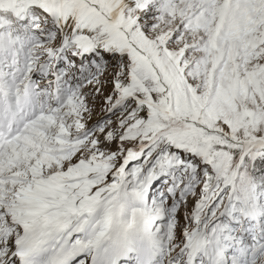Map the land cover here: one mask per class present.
I'll return each mask as SVG.
<instances>
[{"label": "snow or ice", "instance_id": "obj_1", "mask_svg": "<svg viewBox=\"0 0 264 264\" xmlns=\"http://www.w3.org/2000/svg\"><path fill=\"white\" fill-rule=\"evenodd\" d=\"M6 28L62 110L0 264H264V0H0Z\"/></svg>", "mask_w": 264, "mask_h": 264}, {"label": "rangeland", "instance_id": "obj_2", "mask_svg": "<svg viewBox=\"0 0 264 264\" xmlns=\"http://www.w3.org/2000/svg\"><path fill=\"white\" fill-rule=\"evenodd\" d=\"M39 51V46L23 41L15 29L0 30V80L7 79L21 87L34 88L38 86L35 90L40 92L39 97L50 94L56 98L57 104L62 108L56 94L47 89L45 87L46 82L34 74L35 60ZM32 127L34 130L41 127L36 117L32 119ZM11 148L10 151L8 150L9 155L4 157V161L8 160L12 152L14 153V149L17 156L24 157L26 154L25 151L14 146Z\"/></svg>", "mask_w": 264, "mask_h": 264}, {"label": "bare ground", "instance_id": "obj_3", "mask_svg": "<svg viewBox=\"0 0 264 264\" xmlns=\"http://www.w3.org/2000/svg\"><path fill=\"white\" fill-rule=\"evenodd\" d=\"M12 149V148H11ZM14 149V148H13ZM10 151V150H9Z\"/></svg>", "mask_w": 264, "mask_h": 264}]
</instances>
